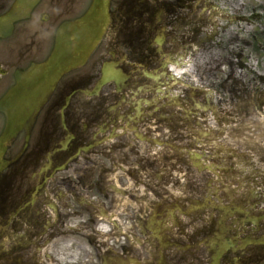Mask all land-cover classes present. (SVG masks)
Segmentation results:
<instances>
[{
	"label": "flooded vegetation",
	"instance_id": "flooded-vegetation-1",
	"mask_svg": "<svg viewBox=\"0 0 264 264\" xmlns=\"http://www.w3.org/2000/svg\"><path fill=\"white\" fill-rule=\"evenodd\" d=\"M15 1L0 0V21ZM91 2L40 0L11 33L0 30V100ZM110 12L87 64L5 155L0 264H47L51 254L102 264L103 251L116 264H264V190H227L211 204L207 170L191 161L230 160L221 149L209 158L210 133L225 141L236 110L257 101L260 48L235 27L257 9L246 0H111ZM183 67L185 77L174 73ZM5 125L0 112V135ZM110 220L107 240L99 228Z\"/></svg>",
	"mask_w": 264,
	"mask_h": 264
},
{
	"label": "water",
	"instance_id": "water-1",
	"mask_svg": "<svg viewBox=\"0 0 264 264\" xmlns=\"http://www.w3.org/2000/svg\"><path fill=\"white\" fill-rule=\"evenodd\" d=\"M101 3L102 0H96L90 13L73 24L71 31L69 28L63 29L57 36L54 51L47 62L18 77L17 85L0 104L6 108L8 115L7 129L0 138V158L17 129L33 120L60 79L87 60L106 22L105 19L102 21L104 9L99 12Z\"/></svg>",
	"mask_w": 264,
	"mask_h": 264
},
{
	"label": "rangeland",
	"instance_id": "rangeland-1",
	"mask_svg": "<svg viewBox=\"0 0 264 264\" xmlns=\"http://www.w3.org/2000/svg\"><path fill=\"white\" fill-rule=\"evenodd\" d=\"M246 3L248 9H252L253 7L256 6V4L262 5V0H246ZM256 28L260 33H262L264 28V21H262V23H258V25H256ZM237 33H240V30H237ZM262 56H264V54L262 55V50H261L260 57L257 58L262 59ZM247 57L246 58L244 57L243 61L250 62L249 60H246ZM251 58L255 60V56ZM258 85L264 87V81H259ZM243 120H246V118ZM257 120L260 123L262 118L259 117L258 119L252 117L249 118V120H246V122H244V125H247L245 126V129L248 130L242 129L241 131H238L235 129V126L231 124V126H228L227 129L224 131L223 135H225L226 137L225 141L218 142V140H216L218 138V133L212 132L210 136L211 138L210 143L216 144V142H218L217 144L219 146H223L218 148L224 150L227 155L232 156L231 158H229L230 160L227 159V161L230 164L232 163L233 164L232 167H235L236 170H237V166L241 167L242 164H244L242 168L247 169L248 170L247 172H249L251 169L254 168L264 169L263 168L264 166H262L259 162H257L256 157L252 158V154L253 155L260 154L264 149V134H262L263 133L262 131H264V125L263 127L257 126L256 125L258 122ZM255 126L258 127L259 129H256ZM204 129L207 128L204 127ZM197 130L200 131L199 129ZM256 136H259L261 138L258 142L255 141ZM253 143H257L261 147H259L258 145H254ZM249 148L252 149V153L249 151ZM209 164H213V163L210 162L209 160L205 161L204 163L205 166H209ZM217 164H220V161H218ZM224 164H226V162H224ZM245 164L247 166H245ZM218 166H222V161L221 164ZM229 173L230 174L227 175V177L226 176L223 177V175L221 177H217L216 172H213L211 170H207L206 172V178L209 184V191L212 192V197L215 204H218L219 202L218 198L221 196V192L222 193L227 192L226 189H228L233 194V197L236 198L237 196H239L238 191H241L243 193H249L252 190V188L248 186L246 189L244 188L246 187L247 183L246 184H244V182L241 183L242 181L241 177L236 176V173L232 171ZM216 189H220L221 192L220 191L217 192Z\"/></svg>",
	"mask_w": 264,
	"mask_h": 264
}]
</instances>
